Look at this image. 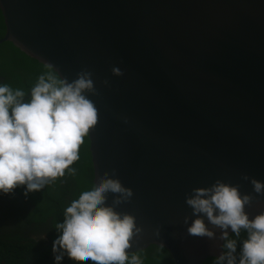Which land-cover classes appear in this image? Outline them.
<instances>
[{
  "label": "water",
  "instance_id": "water-1",
  "mask_svg": "<svg viewBox=\"0 0 264 264\" xmlns=\"http://www.w3.org/2000/svg\"><path fill=\"white\" fill-rule=\"evenodd\" d=\"M0 9V43L69 83L92 73L94 184L114 170L133 191L115 210L141 228L126 252L156 244L175 264L224 255L222 229L206 216L212 238L188 233L198 217L186 196L217 180L252 197L250 219L264 212L251 184L264 182V0H0Z\"/></svg>",
  "mask_w": 264,
  "mask_h": 264
},
{
  "label": "clouds",
  "instance_id": "clouds-1",
  "mask_svg": "<svg viewBox=\"0 0 264 264\" xmlns=\"http://www.w3.org/2000/svg\"><path fill=\"white\" fill-rule=\"evenodd\" d=\"M112 71L120 74L124 68L117 64ZM86 92L95 94L92 73L87 70L70 83L51 73L41 74L27 101L25 91L0 83V194L24 186L27 197L64 177L66 170L75 175L76 169L70 166L80 159V146L98 122V107ZM114 176V170L111 176L105 172L65 208L63 222L55 225L60 233L52 244L55 264H62L65 255L95 264H143L139 256L126 252L141 228L134 216L115 210L131 199L133 191ZM251 184L255 193L264 195V182L251 179ZM108 193L118 194L111 205L106 204ZM192 193L186 203L198 218L188 233L214 236L203 216L220 227L228 251L219 257V264L225 260L237 264V242L228 239L229 228L237 237L242 229L247 233L239 264H264V212L249 218L245 205L251 203L250 195L242 196L238 186L220 180Z\"/></svg>",
  "mask_w": 264,
  "mask_h": 264
},
{
  "label": "trees",
  "instance_id": "trees-1",
  "mask_svg": "<svg viewBox=\"0 0 264 264\" xmlns=\"http://www.w3.org/2000/svg\"><path fill=\"white\" fill-rule=\"evenodd\" d=\"M5 32L6 25L0 9V39L4 37ZM1 54L4 55L0 58V70H9L10 76L14 72L13 79L20 86H28L30 81L28 87H32L37 72L39 75L51 73L60 78L53 68L28 56L10 41L0 43ZM17 61H19L18 66ZM22 64L25 65V68L20 67ZM19 68H21L22 73L28 72L29 77L18 75ZM0 75H4L2 71H0ZM6 82H9L8 79H6ZM83 147H85L84 152L85 150L88 152L79 153L80 159L76 161L77 164L75 163L72 166L76 169L75 175L69 174L66 170L64 177L57 178L54 181L53 189L49 187L43 189L45 190L43 192L45 199L41 203L34 204V208L29 211V219L25 222L28 223V226L37 223L35 227L29 228L32 233L34 232L37 235H25L26 233L13 235L11 230L5 235L0 233V264H55L52 244L60 234L55 229V225L63 222L64 210L70 205V202L78 198L82 191L94 186L95 175L92 155L86 146ZM228 239L237 242V251L234 255L237 264H239L240 249L242 242L247 239V233L242 229L239 237L232 234ZM224 249L226 254L228 250L225 246ZM132 254L139 256L143 264H175L168 249L156 244ZM62 264H95V262L76 261L65 255ZM204 264H219V258L209 257ZM224 264H227L226 260Z\"/></svg>",
  "mask_w": 264,
  "mask_h": 264
},
{
  "label": "flooded vegetation",
  "instance_id": "flooded-vegetation-1",
  "mask_svg": "<svg viewBox=\"0 0 264 264\" xmlns=\"http://www.w3.org/2000/svg\"><path fill=\"white\" fill-rule=\"evenodd\" d=\"M4 55V54H3ZM0 55V58L3 56ZM22 63V62H20ZM19 65V61H17V66ZM24 67L25 65L22 64L20 67ZM18 75L28 76V72H23L21 68L18 69ZM3 72L4 75H0V83H7L6 79H8V85H10L13 89H21L25 91L26 97L25 100L30 99V90L31 88L37 83L38 77L40 76L37 72V76L34 78L33 86L28 87L30 85V81L28 82V86H20L18 82L14 81V72L13 75H9V70H0ZM86 146L88 150L90 151V139L89 135L84 138V143L80 146L79 153H87L88 151L84 149ZM76 162H74L75 164ZM73 164V165H74ZM77 164V163H76ZM71 165L70 167H72ZM54 182L46 185L43 189H46V187H49L50 189H53ZM72 186V185H71ZM41 189L40 191L31 192L27 195V197L24 195L25 188L24 186H18L13 190L12 193L9 194H0V233L5 235L9 230H11V233L13 235H22L26 233L25 235H37L36 233H32L30 231V227L33 228L36 226L37 223H34L28 226V223L25 222L29 219V211L34 208V204L41 203L45 199V194L43 193L45 190ZM12 205L17 206H23V208H20L18 211V214L15 216V210L12 207ZM28 215V216H27ZM15 216V217H14ZM10 227V229H9Z\"/></svg>",
  "mask_w": 264,
  "mask_h": 264
},
{
  "label": "rangeland",
  "instance_id": "rangeland-1",
  "mask_svg": "<svg viewBox=\"0 0 264 264\" xmlns=\"http://www.w3.org/2000/svg\"><path fill=\"white\" fill-rule=\"evenodd\" d=\"M12 207H13L14 210H15V216L18 214L19 209H20V208H23V206H17V205H12ZM15 216H14V217H15Z\"/></svg>",
  "mask_w": 264,
  "mask_h": 264
}]
</instances>
